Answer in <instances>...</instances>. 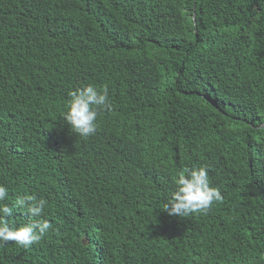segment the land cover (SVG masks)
Wrapping results in <instances>:
<instances>
[{
    "label": "trees",
    "instance_id": "16d2710c",
    "mask_svg": "<svg viewBox=\"0 0 264 264\" xmlns=\"http://www.w3.org/2000/svg\"><path fill=\"white\" fill-rule=\"evenodd\" d=\"M87 84L111 110L82 139ZM199 167L222 201L169 216ZM0 184L52 224L0 264H264V0H0Z\"/></svg>",
    "mask_w": 264,
    "mask_h": 264
},
{
    "label": "clouds",
    "instance_id": "9594fccd",
    "mask_svg": "<svg viewBox=\"0 0 264 264\" xmlns=\"http://www.w3.org/2000/svg\"><path fill=\"white\" fill-rule=\"evenodd\" d=\"M68 109L63 120L71 131L82 139H88L97 130L101 110H111L107 86L98 90L91 84L70 93ZM175 190L163 205L169 216L185 218L192 214H206L214 203L222 201L219 189L210 186L206 167L185 169L175 179ZM9 196L8 188L0 184V245L7 242L27 249L38 243L52 230V224L42 219L48 201L35 195H24L14 205L4 203ZM16 212L27 214L30 222L13 227L10 220ZM82 238V241H86Z\"/></svg>",
    "mask_w": 264,
    "mask_h": 264
},
{
    "label": "bare ground",
    "instance_id": "6f19581e",
    "mask_svg": "<svg viewBox=\"0 0 264 264\" xmlns=\"http://www.w3.org/2000/svg\"><path fill=\"white\" fill-rule=\"evenodd\" d=\"M134 245V244H133Z\"/></svg>",
    "mask_w": 264,
    "mask_h": 264
}]
</instances>
